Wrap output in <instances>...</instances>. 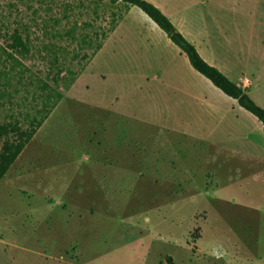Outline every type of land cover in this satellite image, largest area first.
<instances>
[{
	"label": "rangeland",
	"instance_id": "rangeland-1",
	"mask_svg": "<svg viewBox=\"0 0 264 264\" xmlns=\"http://www.w3.org/2000/svg\"><path fill=\"white\" fill-rule=\"evenodd\" d=\"M125 7L0 0V46L18 29L29 48L8 82L0 63V123L13 114L26 128V115L45 117L0 182V264H264L263 187L232 165L199 159L200 135L177 123L185 113L193 119L194 109L178 102L173 78L150 70L160 76L158 91L144 98L110 48L88 63ZM136 36L126 48L139 53ZM181 57L173 69L188 75ZM55 91L62 98L50 107ZM109 111L142 120L124 118L118 129L145 134L111 145L110 127L98 138L88 119Z\"/></svg>",
	"mask_w": 264,
	"mask_h": 264
},
{
	"label": "crops",
	"instance_id": "crops-1",
	"mask_svg": "<svg viewBox=\"0 0 264 264\" xmlns=\"http://www.w3.org/2000/svg\"><path fill=\"white\" fill-rule=\"evenodd\" d=\"M147 1L169 18L206 62L220 70L254 102L264 107V0ZM133 33L140 40L139 53L126 48ZM108 48L118 68L129 71L126 77L134 83L135 91L144 98L158 91L155 83L160 76L168 80L173 78L168 83L178 102L184 109H194L193 119H186L188 115L185 113L183 120L178 119L177 123L185 128L191 127L200 135L196 140L204 145H198L199 159L232 165L235 174L246 175V178L258 182L264 190V132L261 123L235 99L198 73L186 55L140 8L126 5L114 28L108 32L88 63ZM182 54L188 62V75L173 69V59L182 58ZM86 67L70 85L67 97L72 95ZM150 70H155L160 76L156 73L150 75ZM204 88L214 92L221 100L233 99L238 108H223L211 92H204ZM105 114L89 117L88 126L98 138L105 137L108 128H113L111 145H131L138 134H145L143 131L124 130V127L118 129L124 118L142 120L121 113L110 118L111 111ZM118 116L120 120H117ZM143 122L156 129L161 126L152 121ZM27 144L0 182L23 154Z\"/></svg>",
	"mask_w": 264,
	"mask_h": 264
},
{
	"label": "trees",
	"instance_id": "trees-1",
	"mask_svg": "<svg viewBox=\"0 0 264 264\" xmlns=\"http://www.w3.org/2000/svg\"><path fill=\"white\" fill-rule=\"evenodd\" d=\"M126 5L137 6L140 8L166 35L167 37L186 55L190 65L202 76L207 78L215 87L220 89L227 96L232 97L237 103L254 115L262 125L264 132V108L254 102L249 95L244 92L238 85L232 82L216 67L206 62L196 50L195 46L189 42L174 26V24L165 16L155 5L147 0H121ZM112 25L109 32L114 28ZM3 30V25H0V33ZM107 34L103 36L105 39ZM7 46H0V63L6 65L2 71L3 79L10 80L14 77L13 71L21 64L18 56H23L28 53L29 48L27 42L22 37L18 29H13L7 35ZM102 40V41H103ZM102 42L97 44L92 51V56L100 48ZM90 57V58H91ZM89 58V60H90ZM88 60V61H89ZM87 65V64H86ZM85 65V66H86ZM83 66L80 72L85 68ZM79 72V73H80ZM77 73H73L68 85H71L77 77ZM53 101L51 106H55L62 98V94L58 91L52 95ZM3 93H0V98ZM11 119L0 123V180L20 154L24 146L30 141L36 130L44 121V116L37 118L32 115H26V120L29 122L26 128H23L18 121L19 119L13 114Z\"/></svg>",
	"mask_w": 264,
	"mask_h": 264
}]
</instances>
